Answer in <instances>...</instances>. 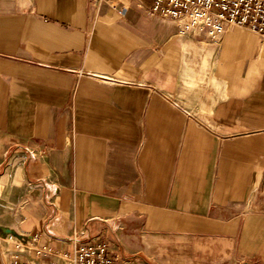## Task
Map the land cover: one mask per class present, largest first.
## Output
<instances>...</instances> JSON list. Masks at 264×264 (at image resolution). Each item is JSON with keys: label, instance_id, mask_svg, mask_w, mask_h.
Listing matches in <instances>:
<instances>
[{"label": "crops", "instance_id": "1", "mask_svg": "<svg viewBox=\"0 0 264 264\" xmlns=\"http://www.w3.org/2000/svg\"><path fill=\"white\" fill-rule=\"evenodd\" d=\"M154 2L0 0V184L24 183L0 231L155 264L164 233L208 228L234 264L242 222L241 264H264V39L223 37L219 85L212 41Z\"/></svg>", "mask_w": 264, "mask_h": 264}, {"label": "built area", "instance_id": "2", "mask_svg": "<svg viewBox=\"0 0 264 264\" xmlns=\"http://www.w3.org/2000/svg\"><path fill=\"white\" fill-rule=\"evenodd\" d=\"M96 5L106 3L117 8L120 0H94ZM119 14L124 10L120 9ZM150 13L177 23L179 33L205 34L210 41H221L225 33L234 26L248 27L264 39V0H155ZM16 240L14 250L8 251V264H28L24 254L35 256L34 264H117L109 256V246L74 243L72 249H61L54 245H40L39 236L26 242L18 234H9Z\"/></svg>", "mask_w": 264, "mask_h": 264}, {"label": "rangeland", "instance_id": "3", "mask_svg": "<svg viewBox=\"0 0 264 264\" xmlns=\"http://www.w3.org/2000/svg\"><path fill=\"white\" fill-rule=\"evenodd\" d=\"M241 32L245 33L248 36L249 33L256 34L248 27H240L234 26L230 28L225 35H228L231 32ZM224 35V36H225ZM258 35V34H256ZM223 36V37H224ZM259 36V35H258ZM217 43H213L214 47L217 48V61L219 64L218 68V81L219 85L221 83H225L228 79H226V72L222 71L220 67V63L222 60V54L226 47V43L223 40ZM207 68V67H206ZM235 79V78H234ZM235 81V80H234ZM22 172L20 171L19 166H15L12 170V174L5 180L4 183L0 184V208L2 204L5 202L8 205H13L18 201V196L21 191L24 189V183L22 179ZM9 179H13L6 183ZM6 183V184H5ZM2 198L4 199L2 201ZM2 216H0V221L2 220ZM242 222L239 223V229L235 235V248H234V264H241L242 255L239 253L240 245L242 241V231L240 230ZM207 228L208 226H203ZM7 231H0V240L3 248L4 255L6 256L7 251H12L15 249L16 240L10 239ZM224 232V231H223ZM164 245L165 247H159V249L155 248L156 260L155 264H223L222 261L225 258V248L222 244H218V246L211 247L210 244V235L208 233V228L203 229V231H181L178 233H164ZM221 237H225L223 233ZM220 239V237H219ZM169 240V242H168ZM160 246L162 242H159ZM1 248V249H2ZM222 250V253L220 251ZM245 261L248 264H257L253 261V259L245 258ZM246 262L244 264H247Z\"/></svg>", "mask_w": 264, "mask_h": 264}]
</instances>
